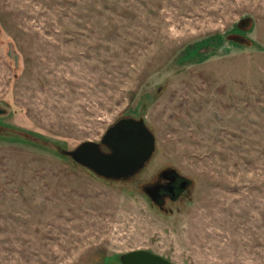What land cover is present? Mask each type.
Masks as SVG:
<instances>
[{
    "label": "rangeland",
    "instance_id": "rangeland-1",
    "mask_svg": "<svg viewBox=\"0 0 264 264\" xmlns=\"http://www.w3.org/2000/svg\"><path fill=\"white\" fill-rule=\"evenodd\" d=\"M0 109V264H264V0H0ZM129 116L131 177L63 153ZM163 168L189 184L159 206Z\"/></svg>",
    "mask_w": 264,
    "mask_h": 264
},
{
    "label": "water",
    "instance_id": "water-1",
    "mask_svg": "<svg viewBox=\"0 0 264 264\" xmlns=\"http://www.w3.org/2000/svg\"><path fill=\"white\" fill-rule=\"evenodd\" d=\"M251 24L252 20L246 17L242 18L237 26L248 29ZM227 38L239 43H249V40L241 34H229ZM9 54L17 60V54L13 50H10ZM105 131L99 142L83 141L72 150H63V153L85 168L91 169L95 174L117 180L129 178L143 168L155 150L154 135L142 118L131 116L120 118ZM102 145L106 146L108 151L103 150ZM173 171L178 175L181 190L188 187L189 180L180 176L174 169ZM158 191L150 187L146 188V194L157 203L160 202L155 194L158 195ZM177 195L174 194V196ZM119 259L122 264H173L164 256L145 249H133V251L122 253Z\"/></svg>",
    "mask_w": 264,
    "mask_h": 264
},
{
    "label": "flooded vegetation",
    "instance_id": "flooded-vegetation-1",
    "mask_svg": "<svg viewBox=\"0 0 264 264\" xmlns=\"http://www.w3.org/2000/svg\"><path fill=\"white\" fill-rule=\"evenodd\" d=\"M106 149H107L106 151H108L107 147ZM147 187L160 191V192L158 191V195L157 193H155L158 201H160L158 203L156 202L159 206H164L166 198L172 199L174 194L179 195L187 188L186 187L185 189L181 190L180 180L178 179V175L173 171L172 168H163L159 170L158 177L150 185L145 186V192Z\"/></svg>",
    "mask_w": 264,
    "mask_h": 264
}]
</instances>
